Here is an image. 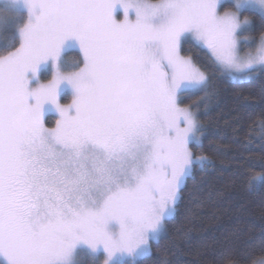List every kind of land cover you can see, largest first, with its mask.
Returning a JSON list of instances; mask_svg holds the SVG:
<instances>
[{"label":"snow or ice","instance_id":"1","mask_svg":"<svg viewBox=\"0 0 264 264\" xmlns=\"http://www.w3.org/2000/svg\"><path fill=\"white\" fill-rule=\"evenodd\" d=\"M0 8L24 17L11 30L0 17V264H83L84 250L92 264H138L175 217L186 179L210 163L193 155L202 130L179 103L210 81L182 44L195 40L229 78L264 73V31L248 35L250 16L264 21V0ZM258 185L264 172L249 177Z\"/></svg>","mask_w":264,"mask_h":264},{"label":"trees","instance_id":"2","mask_svg":"<svg viewBox=\"0 0 264 264\" xmlns=\"http://www.w3.org/2000/svg\"><path fill=\"white\" fill-rule=\"evenodd\" d=\"M249 19V36L258 39L264 21ZM181 55L209 77L206 91L182 95L181 104L192 107L202 130L200 145L190 149L210 163L186 179L175 217L138 264H162L165 257L168 264H259L264 260V186L250 187L249 177L264 172V73L233 80L190 40ZM52 119L47 118L50 127Z\"/></svg>","mask_w":264,"mask_h":264},{"label":"rangeland","instance_id":"3","mask_svg":"<svg viewBox=\"0 0 264 264\" xmlns=\"http://www.w3.org/2000/svg\"><path fill=\"white\" fill-rule=\"evenodd\" d=\"M3 2H4V0H0V4H2ZM153 2H155V1H153ZM0 17L8 19V25L7 26L9 28V30H11V28L13 27L14 23L16 22V19H23L24 18L23 17V11L22 10H20V13H19L18 17L16 19H13V14L12 13H6L3 10V8H0ZM189 40L192 41V42H194L197 46L201 47L202 49H204V50H206L208 52V50L206 48H203L202 46H200L199 44H197V42L195 40H193V39H189ZM248 43L249 42H247V41L241 40V42H240V55L241 56H244L249 51V47L247 46ZM182 46H183V44H182ZM68 51H69L70 54L67 56V60L69 62H71L73 59H75V56H76V53L78 52V49H71V50H68ZM48 79H51V75L50 74L47 76V78L43 82H47ZM231 79H233V80H239V81L244 80L239 75H234ZM70 102H71V91L70 90H67L66 93L62 94L61 103L67 104V103H70ZM179 103H180L181 107H186V106H183L181 104V96L179 97ZM189 108L192 110V107H189ZM192 112H193V110H192ZM193 114L196 116L195 112H193ZM48 117H52L53 118L51 120V122H52V126L51 127H54V125H55V119H56L55 112H48V113H46V116H45L46 122H47V118ZM48 127H50V126H48ZM190 146H191V144L189 145V147ZM160 238L158 240L151 241L150 243L152 244L153 242H157V241L160 240ZM90 257H91V254L90 253H87V251L84 250V252H82V254L80 255V257H78V259L82 260L83 261V264H85L86 258H90ZM140 258H143V257H139L138 259H140Z\"/></svg>","mask_w":264,"mask_h":264}]
</instances>
